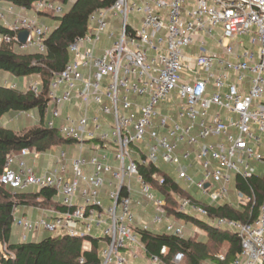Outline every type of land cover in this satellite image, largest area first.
I'll return each instance as SVG.
<instances>
[{"label":"built area","instance_id":"built-area-1","mask_svg":"<svg viewBox=\"0 0 264 264\" xmlns=\"http://www.w3.org/2000/svg\"><path fill=\"white\" fill-rule=\"evenodd\" d=\"M27 10L10 4L0 11L2 27L11 32L1 43L43 53L52 29L39 16L62 9L37 0L30 9L35 16ZM22 31L27 37L20 44ZM68 52L69 63L49 84L43 127L75 148L70 172L66 151L57 152L54 171L39 174L24 159L41 153L24 148L6 156L0 174L5 189L50 190L60 207L35 219L15 207L12 225L20 241L43 232L101 238V264H129L122 252L129 248L137 259L134 251L144 249L135 232L131 181L154 209L151 224L182 237L184 227L168 220L164 199L144 182L138 164L200 192L205 204L182 198L177 212L235 235L240 255L229 264H264V200L252 222L211 218L208 212L228 201L236 176L248 180L258 166L264 170V0H115L93 11L86 35ZM26 90L37 95L39 85ZM165 176L153 178L163 185ZM236 195L239 206L252 202L240 190ZM183 260L175 253L169 263L150 257L149 264Z\"/></svg>","mask_w":264,"mask_h":264},{"label":"trees","instance_id":"trees-1","mask_svg":"<svg viewBox=\"0 0 264 264\" xmlns=\"http://www.w3.org/2000/svg\"><path fill=\"white\" fill-rule=\"evenodd\" d=\"M15 7L30 10L37 0H0ZM57 4L69 5L58 23L44 41L43 53L17 52L12 44L0 43V72L10 73L16 78L37 76L40 80L39 93L34 95L29 90L20 91L0 85V118L7 112L23 113L36 110L39 115L37 127L16 133L0 127V174L5 166V158L9 153H18L24 148H35L38 153L47 152L63 145H71L64 141L58 132L43 127L44 107L47 102V91L53 76L61 72L69 63V47L71 43L87 33L88 19L96 9L109 7L115 0H48ZM11 35V32L0 26V38ZM138 173L144 182L152 185L154 191L164 199L166 215L172 220L192 223L201 229L206 242L194 238H182L165 233L154 234L149 231L135 229L147 257L162 258L169 263L175 253L184 256L183 264H229L240 255L239 239L227 232L219 231L202 223L199 219L181 215L177 212V202L189 198L177 182L161 174L152 166L138 165ZM154 175L165 176V183L159 185ZM234 189L252 197L247 206L235 208L228 204L208 207L211 218H226L237 222H252L258 215L259 207L264 200V171L248 180L240 176L234 178ZM55 194L50 190L35 193L12 192L0 186V264H101L100 250L104 245L101 238H71L67 235L45 237L32 242H10L12 234V211L15 207L36 205L42 211L55 207L52 201ZM59 211L60 207H56ZM86 244L88 247L86 248ZM162 248L166 249L161 254ZM223 256L219 260L218 256Z\"/></svg>","mask_w":264,"mask_h":264},{"label":"rangeland","instance_id":"rangeland-1","mask_svg":"<svg viewBox=\"0 0 264 264\" xmlns=\"http://www.w3.org/2000/svg\"><path fill=\"white\" fill-rule=\"evenodd\" d=\"M62 12L59 15H55L56 17H61L63 16L66 11L69 8V5H65L62 3H59ZM8 7H10V4L6 1L4 2H0V11H4V9H7ZM16 10V9H15ZM6 18L8 19L9 16L6 15ZM40 21H42L46 26H48L51 29H54V27L57 25L58 23V19L56 18H41ZM115 24H119V20L114 21ZM2 22L0 21V26H1ZM1 43V40H0ZM15 51L17 52H26V53H33L35 51L33 50H26V51H19L17 48H15ZM0 80L2 81V84L4 82H6V84L8 86H11L13 84L17 85V89L20 91H24L28 88L29 85L31 84H35L37 83L38 85L40 84V80L37 76H25L22 78H16L14 76H12L10 73H4V72H0ZM39 125V115L38 112L34 109L23 112V113H16V112H7V114L3 115L0 118V127L4 128V129H9V130H13L16 133H20L23 132L24 130H28L30 128L33 127H37ZM65 145H63L60 149L62 150H66V148L64 147ZM75 149V148H74ZM261 152H264V137H262V145L260 148ZM29 163V162H28ZM41 162H39V160H37V165H40ZM31 164V163H29ZM160 168L162 169L163 172L166 173H171V169L166 166V165H161ZM261 171V172H260ZM263 169L262 167L258 166V170L256 171L257 174L259 173H263ZM174 178V176H173ZM132 186L135 187V183L134 181H131ZM177 184L179 185V187L182 190H185L189 196H191L192 198H194L196 201H199L201 203H206L205 199L202 198L200 192L198 190H196L192 185H187L184 182H177ZM34 189L28 188L25 190L24 193L26 192H33ZM229 203L235 207L238 208L239 205L237 204V195H236V189H234L233 187L229 188ZM138 202V204H136ZM133 212L137 217H140L141 221L143 223L149 224L151 222V219L154 217L155 212L154 209L151 207L150 204H147L146 202H144V200L142 198H140L139 196H135L133 197ZM29 208H36V209H40L38 206L36 205H31L28 206ZM31 210V209H30ZM30 210H24L22 208L18 209L17 211L21 214H24L25 217L27 216L28 218L31 219H35L37 217H39L41 215V211H34L31 212ZM139 215V216H138ZM170 222L174 223V220H171ZM177 223L180 224L181 226H184V230H183V237L187 238V237H191L193 236V233L191 231V229L193 228L192 223H183L182 220H177ZM160 228H163L164 225H159ZM12 236H11V240L12 242H19L18 240V229L15 228L12 225ZM203 231L201 229H198L197 235L195 234L192 238L194 239H198L200 241H204L206 240L204 235L202 234ZM46 234V233H45ZM49 234V233H48ZM44 233H40L34 237H31L30 235H27V241L28 242H32V241H38L41 240L43 238ZM50 236H54V234H49ZM0 248L2 249V246L0 245Z\"/></svg>","mask_w":264,"mask_h":264},{"label":"crops","instance_id":"crops-1","mask_svg":"<svg viewBox=\"0 0 264 264\" xmlns=\"http://www.w3.org/2000/svg\"><path fill=\"white\" fill-rule=\"evenodd\" d=\"M18 11V10H17ZM24 14H26V15H28V16H30V17H33V16H35V14H33L32 13V11H30V10H27V11H25V12H23ZM46 16L45 15H40L39 16V19H41V18H45ZM46 18H50V17H46ZM52 19V18H51ZM42 22V21H41ZM43 23V22H42ZM1 26H2V24H1ZM56 27V26H55ZM49 117L48 116H44V118H43V120H42V125H43V123H44V121L45 120H47ZM62 146H60V147H57L56 149H52V150H50V151H47V152H41V154H40V156L37 158V159H35V160H33V159H31V157H25V159H24V161L25 162H27V164H29V163H31V164H29V165H34V167H35V170H36V172L37 173H39V174H41V173H44V172H52V171H54V169H56V162L54 161V158H55V156L57 155V152L60 150V148H61ZM65 148H66V150H64V151H66L67 153H68V157H69V160H68V163H67V166H68V171L70 172V159L71 158H73L74 157V148L73 147H71L70 145H65L64 146ZM37 160H39V162H41L40 163V165L38 164L37 165ZM29 162V163H28ZM261 172V171H260ZM261 173H259V174H256V175H260ZM233 188H234V184H233V186H232ZM133 189H134V194L131 196V199H132V205H133V197H137V196H139L138 195V193L136 192L137 191V186H135V187H133ZM140 198H142L141 196H139ZM160 197V196H159ZM191 196H189V198H190ZM192 198V197H191ZM143 199V198H142ZM194 199V198H193ZM144 200V199H143ZM228 200H229V198H228ZM144 202H146L145 200H144ZM147 203V202H146ZM136 204H138V202L136 203ZM148 204V203H147ZM203 204H205V203H203ZM223 204H228V205H231L230 203H229V201H226L225 203H223ZM131 205V208L133 207ZM222 206V205H221ZM232 206V205H231ZM56 207V206H55ZM20 208H22V209H24V210H30L31 212H33L34 213V211H41L40 209H34V208H29V207H19L18 209H20ZM50 208V207H49ZM17 209V210H18ZM48 209V208H47ZM46 209H43L42 211H41V215H42V213L45 211ZM132 212H133V208H132ZM40 215V216H41ZM133 215H134V224H135V229H140V227H141V225L142 224H146V223H143L140 219V217H137L135 214H134V212H133ZM139 216V215H138ZM195 218V217H194ZM197 219V218H196ZM152 220V219H151ZM168 220L169 221H171L172 219L171 218H169L168 217ZM175 222L174 223H176V224H178L177 223V220H174ZM148 226H149V232H151V233H154V234H158V233H165V225H164V227L163 228H160L159 227V225L158 226H154L153 224H151V222H150V225L149 224H147ZM178 225H180V224H178ZM193 225V228L191 229V231H192V233H193V236L196 234L197 235V232H198V227L197 226H195L194 224H192ZM184 227V226H183ZM44 233V232H43ZM38 234H40V233H38ZM38 234H34V235H30L31 237H34V236H36V235H38ZM166 234V233H165ZM203 235H204V237H205V239H206V236H205V233L203 232L202 233ZM17 235H18V241L19 242H21L20 241V235H21V233H20V231L18 230V233H17ZM11 236H12V234H11ZM50 235L48 234V233H44V235H43V238H45V237H49ZM193 236H191V237H187V238H189V239H191ZM51 237H55V236H51ZM42 238V239H43ZM182 238H185V237H183L182 236ZM41 239V240H42ZM197 239V238H196ZM198 240V239H197ZM207 240V239H206ZM206 240H204V241H201V242H206ZM12 240H11V238H10V242H11ZM39 241V240H38ZM200 241V240H199ZM26 242H27V240H26ZM25 242V243H26ZM22 243V242H21ZM87 247H88V244H87ZM132 251V250H131ZM134 254L138 257L137 259H133L131 256H130V249L128 248V249H126V251L125 252H122V255L125 257V258H127L128 259V262H129V264H149V262H150V257H147L146 255H145V253H144V249H142V250H136V251H134Z\"/></svg>","mask_w":264,"mask_h":264},{"label":"water","instance_id":"water-1","mask_svg":"<svg viewBox=\"0 0 264 264\" xmlns=\"http://www.w3.org/2000/svg\"><path fill=\"white\" fill-rule=\"evenodd\" d=\"M26 37H27V32L22 31L20 34H18L17 39H18L19 43L21 44V43L25 42ZM205 188H206V186H205Z\"/></svg>","mask_w":264,"mask_h":264}]
</instances>
